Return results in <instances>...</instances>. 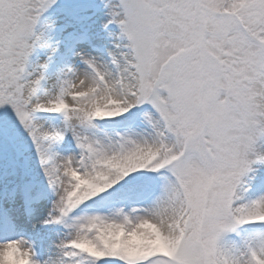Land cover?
<instances>
[{"label":"snow or ice","instance_id":"obj_1","mask_svg":"<svg viewBox=\"0 0 264 264\" xmlns=\"http://www.w3.org/2000/svg\"><path fill=\"white\" fill-rule=\"evenodd\" d=\"M0 264H264V0H0Z\"/></svg>","mask_w":264,"mask_h":264}]
</instances>
